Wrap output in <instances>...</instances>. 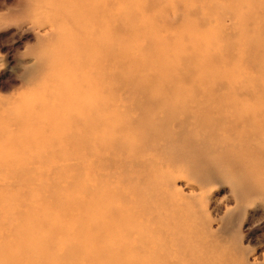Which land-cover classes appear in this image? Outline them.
<instances>
[{"label":"rangeland","instance_id":"1","mask_svg":"<svg viewBox=\"0 0 264 264\" xmlns=\"http://www.w3.org/2000/svg\"><path fill=\"white\" fill-rule=\"evenodd\" d=\"M61 1L0 0V252L43 264H264V0H133L110 35L76 22L78 0ZM100 34L117 51L98 64ZM179 100L188 114L158 111L149 125Z\"/></svg>","mask_w":264,"mask_h":264},{"label":"bare ground","instance_id":"2","mask_svg":"<svg viewBox=\"0 0 264 264\" xmlns=\"http://www.w3.org/2000/svg\"><path fill=\"white\" fill-rule=\"evenodd\" d=\"M63 1V0H62ZM61 1V2H62ZM65 1V0H64ZM68 1V0H67ZM156 1L157 0H147L146 2H145V4L146 5H149V6H152V5H154L155 3H156ZM159 1H161L160 3H162V2H165L166 0H159ZM61 2H59V3H61ZM70 2V1H69ZM68 2V3H69ZM137 3V2H136ZM136 3L135 2H133V0L132 1H130V0H127L126 1V6H124V10H123V12L121 13V11H120V9H119V7H120V0H78V1H76L75 3H73V4H71L72 5V12H73V16H76V22H98V23H101V27H102V30H104V32L106 33L107 31L109 32V35H110V33H111V30L114 28V29H116V24H118V22H120V25H121V22L123 21H121V19H123L124 17H126L127 19H129L130 18V16L129 15H131V14H133V12L131 11V8H132V5H136ZM140 3V2H139ZM142 3V2H141ZM166 3H167V1H166ZM128 5V6H127ZM63 6H64V4H63ZM67 6V5H66ZM261 6H262V8L264 9V2H262L261 3ZM261 8V9H262ZM61 11H62V9L61 8H59ZM60 11V12H61ZM64 11V10H63ZM65 12V11H64ZM63 12V13H64ZM69 12V11H68ZM127 14V16L125 15V14ZM66 13H64V15H65ZM72 14V13H71ZM72 17V16H71ZM122 17V18H121ZM67 18H70V17H67ZM73 19V18H72ZM71 22H72V20H71ZM125 22V21H124ZM127 22H128V20H127ZM123 23V22H122ZM125 24H126V22H125ZM131 24V23H130ZM130 24H127V25H129V26H127L126 27V29L127 30H130L131 29V26L132 25H130ZM101 27H99L100 29H101ZM125 27V26H124ZM122 28H123V26H122ZM81 29V28H80ZM121 29V28H120ZM120 29H118V30H120ZM133 29V28H132ZM96 30V29H95ZM117 30V31H118ZM125 30V28H123V31ZM88 31V30H87ZM97 31V30H96ZM113 31V30H112ZM121 31H122V29H121ZM98 32V31H97ZM127 32H129V31H126V33ZM90 33H92V32H90ZM95 33V32H94ZM101 33V32H100ZM130 33V32H129ZM87 34H88V32H87ZM102 34V33H101ZM100 34V35H101ZM113 34V33H112ZM123 34V33H122ZM132 34H133V32H132ZM90 35H93V34H90ZM97 35H99V32L95 35V36H97ZM94 36V35H93ZM102 36V35H101ZM120 36V35H119ZM103 37V40H101V49H102V53H100V58L98 59H96L95 60V62L96 63H98V64H101V63H103V61L105 60V58H109L110 57V55H113L116 51H117V48H114V44L112 43L113 42V38L112 37H107V36H102ZM128 37V36H127ZM88 38V37H87ZM86 38V39H87ZM123 38V37H122ZM126 38V37H125ZM131 38V37H130ZM89 39V38H88ZM122 42V41H121ZM80 44V43H79ZM91 43H89V45H90ZM121 44V43H120ZM84 45V44H83ZM82 45V46H83ZM87 45V44H86ZM100 46V45H99ZM116 46V45H115ZM85 47H87V46H85ZM90 49H91V46H90ZM82 50H83V52H85L84 51V49L82 48ZM120 50V49H119ZM89 52L87 53L88 55H89V53L91 52V50H88ZM108 51H110V53H108ZM112 52V53H111ZM92 53H93V50H92ZM83 54L84 53H82V56H83ZM88 55H85V56H83V57H87ZM130 55H132V54H130ZM75 56V55H74ZM82 56H80L81 57V59H82ZM91 56V55H90ZM97 57V56H96ZM110 59V58H109ZM121 59H122V57H121ZM86 60H87V58H86ZM130 60V59H129ZM88 61V60H87ZM118 61H120V60H118ZM131 61V60H130ZM80 62V61H79ZM83 62V61H82ZM86 62V61H85ZM81 63V62H80ZM79 63V64H80ZM88 64H91V62H87ZM114 63V62H113ZM123 63V62H122ZM121 63V64H122ZM126 63V62H125ZM130 63V62H129ZM82 64V63H81ZM83 64H86V63H83ZM82 64V65H83ZM115 64V63H114ZM131 64V63H130ZM87 65V64H86ZM85 65V66H86ZM106 66H107V64H105ZM91 66H93V65H91ZM110 66V65H109ZM115 66V65H114ZM76 67V66H75ZM80 67V66H79ZM87 67V66H86ZM85 67V68H86ZM98 67H99V65H98ZM111 67H112V65H111ZM126 67V66H125ZM129 67V66H128ZM101 68V67H100ZM99 68V69H100ZM102 69H103V67H102ZM112 69V68H111ZM122 69V68H121ZM79 70V69H78ZM88 70H89V68H88ZM123 70V69H122ZM128 70V69H127ZM114 71V70H113ZM118 71V70H117ZM120 71V70H119ZM124 71H126V70H123V72L122 73H124ZM76 72V71H75ZM78 72V71H77ZM77 72L75 73V75L77 74ZM79 72H80V70H79ZM84 72V71H83ZM105 72H106V70H105ZM128 72V71H127ZM86 73V72H85ZM94 72H92V74H93ZM94 74H96V73H94ZM103 74V73H102ZM101 74V75H102ZM119 74V73H118ZM95 76V75H94ZM92 77L91 76V78H95V77ZM103 76V75H102ZM122 76V75H121ZM125 76H127V75H125ZM97 78H99V80L100 81H103L102 79H101V77H97ZM96 78V79H97ZM106 77H104V79H105ZM112 78V77H111ZM87 79V78H86ZM90 79V78H89ZM114 79H115V77H114ZM92 80V79H91ZM91 80H90V83H92L91 82ZM95 80V79H94ZM98 80V79H97ZM98 80V81H99ZM132 80H133V78H132ZM96 81V80H95ZM99 81V82H100ZM114 81V80H113ZM131 81V80H130ZM151 81H153V80H151ZM97 82V81H96ZM95 82V83H96ZM154 83V82H153ZM94 84V83H93ZM97 84V83H96ZM96 84H94V85H96ZM130 84V83H129ZM133 84V83H132ZM121 86V85H120ZM132 86V85H131ZM133 86H135V84H133ZM150 86V85H149ZM143 87V86H142ZM129 88V87H128ZM133 88H135V87H133ZM132 89V88H131ZM157 89L158 88H156V90L155 91H157ZM153 90V89H152ZM126 91V90H125ZM158 92H159V90H158ZM128 93V92H127ZM130 93V92H129ZM160 93V92H159ZM122 94V93H121ZM135 94V93H134ZM163 94V93H162ZM158 95L159 94H157V96H156V98L158 97ZM127 96V95H126ZM154 96V97H155ZM69 97H70V95H69ZM128 97V96H127ZM159 98V97H158ZM140 100V99H139ZM157 100V99H156ZM86 102H87V99L85 100ZM125 101V100H124ZM141 101V100H140ZM147 101H148V99H147ZM150 102H151V100H150ZM157 102V101H156ZM156 102L154 101L153 103L151 102V104H152V106H155V104H156ZM95 103L96 102H93V109H94V107H97V104L95 105ZM128 103H131V102H128ZM149 103V102H148ZM108 104V103H107ZM119 104V103H118ZM176 104H179V105H176ZM175 105H171L170 106V104H168V105H164L161 109L160 108H157L158 110L157 111H153L154 110V108L152 109V111H153V113H152V115L151 114H148L147 115V121H148V123H149V125L151 124L150 122V120H152L153 122L152 123H155L156 121H158L157 119H156V113L159 111V112H161V113H163V117L164 118H167L169 121H171V118H173L174 116H177V114H180L181 112L183 113V114H186L187 112V110H189V109H191V105H187V104H184V102L182 101V100H179V102H177ZM102 105V104H101ZM130 105V104H129ZM92 106V105H91ZM109 106V105H108ZM133 106V105H132ZM88 107H90V106H88ZM136 107H137V105H136ZM135 107V108H136ZM248 108V107H247ZM250 108V107H249ZM122 109V108H121ZM144 109V108H143ZM203 109V108H202ZM256 109V108H255ZM91 110V108L89 109V110H87L86 109V111H90ZM97 110V109H96ZM102 110V109H101ZM107 110H109V109H107ZM131 110V109H130ZM156 110V109H155ZM251 110H253V108L251 109ZM258 110V109H257ZM257 110H255V111H257ZM95 111V110H94ZM98 111V110H97ZM99 111H100V109H99ZM98 111V112H99ZM123 111V110H122ZM140 111V110H139ZM260 111V110H259ZM84 112V111H83ZM93 112V111H92ZM143 112V111H142ZM142 112H139V115H141L139 118H136L135 120H132L133 122H129L128 124L127 123H125V126H126V124H127V126L128 125H130V126H134L136 123L138 124V122H142L145 118H144V116H146L144 113H142ZM148 112V111H147ZM150 112V111H149ZM96 113V112H95ZM100 113H102L101 111H100ZM105 113V112H104ZM103 113V114H104ZM106 113H108V112H106ZM151 113V112H150ZM254 113V112H253ZM262 113V112H261ZM82 114V113H81ZM91 114V113H90ZM93 114V113H92ZM91 114V115H92ZM98 114V113H97ZM103 114H101V115H103ZM182 114V115H183ZM188 114V113H187ZM89 115V114H88ZM87 115V116H88ZM93 115H96V114H93ZM100 115V114H99ZM100 115V116H101ZM107 115V114H106ZM134 115H136V114H134ZM202 115V114H201ZM71 116V115H70ZM109 115H107V117H108ZM112 116V115H111ZM186 116V115H185ZM199 116V115H198ZM197 116V117H198ZM89 117V116H88ZM87 117V118H88ZM91 117V116H90ZM89 117V118H90ZM102 117H104V116H102ZM101 117V118H102ZM106 117V116H105ZM196 117V116H195ZM85 118V117H84ZM92 118V117H91ZM93 118H96V117H93ZM97 118H99V116H97ZM109 118V117H108ZM111 118V117H110ZM110 118H109V120H110ZM200 118V117H199ZM222 118V117H221ZM86 119V118H85ZM124 119H126V118H124ZM73 120V119H72ZM76 120V119H75ZM79 120V118L77 119V121ZM112 120V119H111ZM197 120V119H196ZM80 121V120H79ZM93 121V120H92ZM105 121V120H104ZM103 121V122H104ZM122 121V120H121ZM134 121H136V123L134 122ZM155 121V122H154ZM219 121V120H218ZM91 122V121H90ZM96 122H98V123H100V121H97L96 120ZM102 122V123H103ZM146 122V121H145ZM81 123V122H80ZM137 124H136V126H137ZM104 125V124H103ZM153 125H155V124H153ZM157 125V124H156ZM155 125V126H156ZM89 126V125H88ZM92 126H94V125H92ZM105 126H107V125H105ZM118 126H120V125H118ZM136 126H134V127H136ZM158 126V125H157ZM244 126V125H243ZM73 127V126H72ZM129 127V126H128ZM134 127H133V129H134ZM142 127V126H141ZM81 128V127H80ZM109 128V127H108ZM120 128H122V126H120L118 129H120ZM130 128V127H129ZM140 128V127H139ZM122 129H124V126H123V128ZM73 130V129H72ZM105 130V129H104ZM112 130V129H111ZM116 130V131H115ZM114 131L115 132H117V129H115ZM126 130V129H125ZM131 130V129H130ZM121 131H123V130H121ZM136 131V130H135ZM85 132H87L86 130H85ZM108 132V131H107ZM137 132V131H136ZM80 133V132H79ZM84 133V132H83ZM88 133H90L89 131H88ZM91 134V133H90ZM92 135V134H91ZM138 135V134H137ZM85 136H86V134H85ZM88 136H89V134H88ZM139 136V135H138ZM137 136V137H138ZM141 136V135H140ZM87 137V136H86ZM90 137V136H89ZM92 137V136H91ZM90 137V138H91ZM89 142V141H88ZM194 142V141H193ZM88 144V143H87ZM85 146H86V144H85ZM112 146V145H111ZM111 146H110V148H111ZM115 146V145H114ZM117 146V145H116ZM126 146V145H125ZM90 147V146H89ZM97 147H99L98 145H97ZM102 147V146H101ZM109 147V146H108ZM86 148V147H85ZM91 148V147H90ZM94 148H96V147H94ZM110 148H108V150L110 149ZM87 149V148H86ZM99 149H101V148H99ZM128 149V148H127ZM130 149V148H129ZM103 150V149H102ZM105 150V149H104ZM110 150H113L112 148L110 149ZM115 150H116V148H115ZM87 151V150H86ZM110 152H112V151H110ZM136 153V152H135ZM113 154V153H112ZM116 154H117V151H116ZM125 154V153H124ZM88 158V157H87ZM110 159V158H109ZM116 159V158H115ZM118 159V158H117ZM116 159V160H117ZM111 160V159H110ZM111 161H113V160H111ZM115 161V160H114ZM92 163V162H91ZM94 163V162H93ZM92 163V164H93ZM122 163V162H121ZM125 163H124V161H123V164L122 165H124ZM88 168V167H87ZM114 173V172H113ZM104 175V174H103ZM104 176H108V175H104ZM111 176V175H110ZM109 177V176H108ZM107 177V178H108ZM103 182V181H102ZM159 185V184H158ZM90 188V187H89ZM109 188H107V193H108V190ZM154 190V189H153ZM97 191H99V190H97ZM101 191V190H100ZM110 192V194H111V190L109 191ZM99 193H101V192H99ZM98 193V194H99ZM103 193V192H102ZM116 193H118V192H116ZM149 193V192H148ZM148 193H146V194H148ZM113 194H115V192L113 193ZM112 194V195H113ZM159 194V193H158ZM102 195V194H101ZM104 196L106 197V194H104ZM150 196V195H149ZM88 197H89V199L91 200V197L92 196H89L88 195ZM109 197V196H108ZM107 197V198H108ZM115 197H117V194L115 195ZM104 198V197H103ZM92 199H95V197L94 198H92ZM106 199V198H105ZM122 199V198H121ZM165 199H167V198H165ZM106 200H108V199H106ZM123 200V199H122ZM147 200V199H146ZM83 201H85V199H83ZM87 201H88V199H87ZM93 201V200H92ZM121 201V200H120ZM120 201H118L119 203H120ZM124 201V200H123ZM66 202V200L64 201V203ZM79 202V201H78ZM89 202H91V201H89ZM122 202V201H121ZM148 202V201H147ZM94 203V202H93ZM125 203H126V201H125ZM87 204V206H88V203H86ZM98 204V203H97ZM141 204V203H140ZM151 204V203H150ZM155 204H157V203H155ZM85 204H83V206H84ZM93 205V204H92ZM95 205H96V203H95ZM120 205V204H119ZM66 206V205H65ZM64 206V207H65ZM89 206H90V204H89ZM104 206V208H105V204L103 205ZM85 207H86V205H85ZM91 207H93V206H91ZM96 207H98V206H96ZM106 207H108L107 206V203H106ZM109 207L111 208V205H109ZM116 207V206H115ZM131 207V206H130ZM146 207V206H145ZM67 207H65V209H66ZM100 208V207H99ZM103 208V207H102ZM117 208V207H116ZM132 208V207H131ZM64 209V210H65ZM86 209H88L87 207H86ZM94 209V208H93ZM105 209H107V208H105ZM115 208H113V210H114ZM92 210V209H91ZM91 210H86L87 211V213H88V211H90L91 212ZM95 210H97L96 212L99 214L101 211H102V209H101V211L99 210V212H98V208H96V209H94V211ZM107 210H109V209H107ZM113 210H111V211H113ZM86 211H84V212H86ZM117 211V210H116ZM129 211V210H128ZM135 211V210H134ZM134 211H133V214H131V216L132 215H134L135 213H134ZM180 211H181V209H180ZM89 212V213H90ZM107 212V211H106ZM106 212H104V213H106ZM136 212H137V210H136ZM29 213V214H28ZM28 213H26V216L27 215H31L30 214V212H28ZM110 213V212H109ZM114 213V212H113ZM118 213V212H117ZM144 213H146V211H144ZM35 214V213H34ZM90 214H92V213H90ZM94 214H95V212H94ZM101 214H103V213H101ZM129 214V213H128ZM147 214V213H146ZM145 214V215H146ZM157 214V213H156ZM162 214V213H161ZM161 214H159V215H161ZM33 215V214H32ZM96 215V214H95ZM93 215L92 216V218L93 217H99L100 215ZM105 215V214H104ZM107 215H108V212H107ZM112 215V214H111ZM140 215V214H139ZM18 216V215H17ZM21 216V215H20ZM28 216V217H29ZM87 216V215H86ZM85 216V218H87ZM125 216V215H124ZM130 216V214L128 215V217ZM131 216L129 217V218H131ZM136 216V215H135ZM162 216V215H161ZM190 216H192V215H190ZM19 217V216H18ZM32 217H34V216H32ZM88 217H89V215H88ZM90 217H91V215H90ZM101 217V216H100ZM113 217V216H112ZM115 217H116V215H115ZM114 217V218H115ZM134 217V216H133ZM142 217V216H141ZM155 217V216H154ZM156 217H157V215H156ZM26 218V217H25ZM108 218H110V217H108ZM137 216L135 217V219L137 220ZM143 218V217H142ZM158 218V217H157ZM159 218H161V217H159ZM30 219H31V217H29V219H28V221H23V222H27V224H28V222L30 221ZM34 219H36L35 217H34ZM89 219V218H88ZM94 219H96V218H94ZM102 219L104 220L105 218H103L102 217ZM128 219V218H127ZM139 219V218H138ZM147 219V218H146ZM155 219V218H154ZM153 219V220H154ZM165 219V218H164ZM184 219V218H183ZM182 219V220H183ZM190 219V218H189ZM85 220V219H84ZM109 220V219H108ZM108 220H106L107 222H108ZM116 219H114V221H115ZM129 220V219H128ZM133 220H134V218H133ZM152 220V219H151ZM152 220V222L153 223H156V222H154ZM158 220V219H157ZM86 221V220H85ZM105 221V220H104ZM105 221V222H106ZM114 221H112V222H114ZM148 221H149V219H148ZM159 221V220H158ZM160 221H162V220H160ZM35 222H37V224H38V221H36L35 220ZM35 222H33V220H32V223H35ZM93 222H95V221H93ZM92 222V223H93ZM98 222V221H97ZM100 222V221H99ZM109 222H111V221H109ZM108 222V223H109ZM123 222V221H122ZM127 222V221H126ZM129 222V221H128ZM139 222V221H138ZM142 222H143V220H142ZM87 223V222H86ZM89 223V222H88ZM88 223H87V226L85 227V228H87L89 225H88ZM96 223V222H95ZM115 223H119V222H115ZM121 223V222H120ZM130 223V222H129ZM132 224L134 223V224H136L135 222H131ZM158 223V222H157ZM163 224H164V222H162ZM24 224V223H23ZM36 224V223H35ZM101 224V223H100ZM100 224H98V225H100ZM112 224L113 223H111L110 225L112 226ZM128 224V223H127ZM131 224V225H132ZM133 224V225H134ZM142 224V223H141ZM143 224H145V223H143ZM149 225L151 224L150 222L148 223ZM147 224V225H148ZM90 225H91V222H90ZM96 225V224H95ZM149 225H148V227H149ZM162 225V224H161ZM199 225V224H198ZM23 226V225H22ZM33 225H29V226H26L24 229H25V231L27 232V231H29L30 233H31V229H34L33 227H32ZM60 225H56V227H57V229H59L58 227H59ZM105 226H106V224H105ZM109 226V225H108ZM123 226V225H122ZM135 226H137V224L135 225ZM134 226V227H135ZM144 226V225H143ZM156 226V225H155ZM96 227V226H95ZM104 227V226H103ZM103 227H102V229L100 230V231H102L103 230ZM133 227V226H132ZM38 228V227H37ZM105 228H108V227H105ZM104 228V229H105ZM112 228V227H111ZM113 228H115V230H116V225L113 227ZM113 228H112V230H108V229H110V227L108 228V229H105L104 231H106L107 230V232L106 233H104L105 234V236H107L108 237V235L110 234H113L112 232H114V230H113ZM117 228H119V224H118V227ZM130 228H131V226H130ZM140 228H141V226H140ZM152 228V227H151ZM157 228H159V227H157L156 226V228L155 229H157ZM19 229V228H18ZM23 229V230H24ZM136 229H137V227H136ZM154 229V228H153ZM203 229V228H202ZM118 230V229H117ZM97 231H99V230H97ZM99 231V232H100ZM120 231V230H119ZM138 231V230H137ZM162 231V230H161ZM160 231V232H161ZM199 231V230H198ZM207 231V230H206ZM25 232V233H26ZM32 232H37V229H35V230H33ZM85 232H86V229H85ZM89 232H92V230L90 231V230H88V232H86V233H88L87 234V236H88V238L90 239L91 237H89L91 234L89 233ZM96 232V231H95ZM94 232V233H95ZM103 232V231H102ZM159 232V233H160ZM165 232V231H164ZM193 232V231H192ZM18 233V232H17ZM63 233V232H62ZM66 233V232H65ZM93 233V234H94ZM108 233V235H106ZM120 233V232H119ZM136 232H134V234H135ZM200 232H198V234H199ZM202 233V232H201ZM19 234V233H18ZM68 234V233H67ZM96 234H98V235H100L99 233H95L94 234V236H96ZM104 234H102V236L104 237ZM114 234H115V232H114ZM129 234H131V233H129ZM133 234V233H132ZM131 234V235H132ZM164 234V233H163ZM168 234V233H167ZM209 234V233H208ZM118 235H120V234H118ZM158 235V234H157ZM19 236V235H18ZM93 235H92V237H94ZM121 236H123V234L121 235ZM161 236V235H160ZM164 236V235H163ZM166 236V235H165ZM97 237V236H96ZM112 237V236H111ZM114 237H118L117 236V232H116V236L114 235L113 236V238ZM159 237V236H158ZM157 237V238H158ZM211 237V236H210ZM98 238V237H97ZM113 238H111V239H113ZM120 238V237H119ZM133 238V237H132ZM136 238V237H135ZM165 238V237H164ZM169 238H170V236H169ZM204 238V237H203ZM100 239V238H99ZM108 239H110V237L108 238ZM107 239V240H108ZM127 239V238H126ZM134 239V238H133ZM207 239V238H206ZM30 240V239H29ZM92 240V239H91ZM91 240H89V241H91ZM94 240H95V237H94ZM101 240V239H100ZM114 240V239H113ZM113 240H110V241H112V246L115 244L114 242H113ZM122 240H125L123 237H122ZM169 240V239H168ZM25 241V240H24ZM30 241H32V240H30ZM39 241H41V240H39ZM87 239H86V242L85 243H87ZM88 241V242H89ZM98 241V240H97ZM102 241V240H101ZM118 241V239L116 240V242ZM170 241V240H169ZM191 241V240H190ZM103 242H106V241H104L103 240ZM120 242H121V246L123 247V245L122 244H126V243H123L121 240H120ZM150 242H152V240L151 241H149V242H147L148 243V245L149 244H151ZM22 243H25V242H23L22 241ZM31 243V242H30ZM34 243H35V241H34ZM42 243V242H41ZM83 243V242H82ZM85 243L83 244V245H85ZM92 243V242H91ZM91 243H89V244H91ZM95 243V242H94ZM97 243V242H96ZM205 243V242H204ZM215 243V242H214ZM79 245H80V243H78ZM98 244H100V243H98ZM102 244V243H101ZM105 244V243H104ZM117 244V243H116ZM116 244H115V246H116ZM119 244V243H118ZM117 244V245H118ZM131 244H133V243H131ZM156 244V243H155ZM169 244V243H168ZM167 244V246H169ZM200 244H202V243H200ZM206 244H208V243H206ZM206 244H204V245H206ZM213 244V243H212ZM23 245V244H22ZM75 245V244H74ZM106 245H107V242H106ZM108 245H109V241H108ZM107 245V246H108ZM127 246H129L128 244H126ZM125 245V246H126ZM195 245V244H194ZM219 244L217 243V246H218ZM28 246V245H27ZM38 245H36V247H37ZM80 246H82V245H80ZM88 246V245H87ZM90 246V245H89ZM92 246V249H94L95 247H93V245H91ZM97 246V245H96ZM103 246L104 245H102V247L101 246H98V247H101L102 249H103ZM111 246V245H110ZM155 246V245H154ZM196 246V245H195ZM198 246V245H197ZM207 246V245H206ZM212 246V245H211ZM215 246V245H214ZM220 246V245H219ZM78 247V246H77ZM109 247V246H108ZM164 247V246H163ZM193 247V246H192ZM199 247V246H198ZM201 247V246H200ZM73 248V247H72ZM81 250H83V249H86L85 247H83V249H82V247H79ZM101 248H95V249H97V251L99 252L100 251V249ZM104 248H105V246H104ZM116 249H118L119 247H115ZM126 247H124V249H125ZM169 248H170V246H169ZM91 249V250H92ZM101 249V250H102ZM116 249L113 251V252H115L116 251ZM123 249V248H122ZM148 249V248H147ZM153 249V248H152ZM171 249V248H170ZM214 249V248H213ZM22 248L20 249V251L19 252H17L15 255L14 254H11L12 256H10L9 254H6V253H2V252H0V254L2 255H5L6 256V258L8 257V259H6V260H8V263H10V264H43V262H41V261H37L36 259H30V258H28L27 260H25V257H24V255H25V253L24 252H22ZM81 250H79L80 252H81ZM89 250V249H88ZM108 250V249H107ZM106 250V251H107ZM110 250H111V248H110ZM109 250V251H110ZM119 251L121 250V249H118ZM127 250V249H126ZM155 250V249H154ZM174 251H175V249H173ZM196 250V249H195ZM209 249H207V251H208ZM90 251V250H89ZM94 251H96V250H94ZM93 251V252H94ZM106 251H105V253H103V254H106ZM161 251V250H160ZM168 251V250H167ZM204 251V250H203ZM220 251V250H219ZM84 252V251H83ZM87 252V251H86ZM98 252H96L97 254H98ZM125 252V251H124ZM192 252V251H191ZM85 253V252H84ZM91 253V252H90ZM107 253H110V252H107ZM112 253V252H111ZM116 253H117V251L114 253V256L116 255ZM120 253H123V250H121V252ZM120 253H119V255H120ZM127 253V252H126ZM131 253H132V251H131ZM134 253V252H133ZM163 253V252H162ZM161 253V254H162ZM177 253V252H176ZM199 253V252H198ZM213 253V252H212ZM75 253H73L72 255H74ZM76 254H78V253H76ZM80 254V253H79ZM86 254V253H85ZM95 254V253H94ZM103 254H101V255H103ZM179 254V253H178ZM181 254V253H180ZM179 254V255H180ZM200 254V253H199ZM209 254V253H208ZM211 254V253H210ZM83 255V254H82ZM107 255H109V254H107ZM118 255V254H117ZM122 255H125V254H122ZM145 255H147V254H144V257H145ZM151 255H152V253H151ZM174 255V254H173ZM185 255V254H184ZM202 255V254H201ZM29 256V255H28ZM75 257H76V255H74ZM73 256V257H74ZM89 256V255H88ZM96 256V255H95ZM95 256L93 257V258H95ZM97 256H99V255H97ZM96 256V257H97ZM112 256V255H111ZM132 256V255H131ZM148 256V255H147ZM163 256V255H162ZM166 256V255H165ZM186 256V255H185ZM216 256V255H215ZM226 256V255H225ZM224 256V257H225ZM85 257V256H84ZM83 257V258H84ZM90 257V256H89ZM92 257V256H91ZM116 257V256H115ZM118 257V256H117ZM123 257V256H122ZM122 257L120 256V259H122ZM128 258H129V256H127ZM126 257V258H127ZM180 257V256H179ZM195 257L196 256H194V259H195ZM87 257H85L84 259H86ZM98 258H102V257H98ZM107 258H110V257H107ZM112 258V257H111ZM119 258V257H118ZM117 258V259H118ZM127 258V259H128ZM140 257H138L137 256V258H136V256L135 257H133V259H131V257H130V259H131V261H129L130 262V264H138V262L139 261H137L136 259H139ZM148 258V257H147ZM146 258V259H147ZM183 258V257H182ZM208 258V257H207ZM78 259H80V257L78 258ZM77 258H74L73 260H78ZM95 259H97V258H95ZM95 259H93L92 261H95V263H96V261L97 260H95ZM103 259V258H102ZM112 259H115V263H117V261H116V258H112ZM129 259V260H130ZM142 259H145V258H142ZM142 259H141V262H143L144 263V261H142ZM162 259V258H161ZM172 259V258H171ZM209 259H211V258H209ZM87 260V259H86ZM85 260V261H86ZM111 260V259H110ZM124 260V259H123ZM140 260V259H139ZM181 260V259H180ZM220 260H221V258H220ZM80 261V260H79ZM161 261V260H160ZM177 261L179 262V260H178V258H177ZM203 261V260H202ZM87 262V261H86ZM108 262H110V261H108ZM119 262H120V260H119ZM118 262V263H119ZM127 262V261H126ZM126 262H124L123 264H125ZM158 262V261H157ZM172 262V261H171ZM204 262H205V260H204ZM97 263L98 264H102V263H100V262H98L97 261ZM114 263V264H115ZM117 263V264H118ZM162 264H163V262H161ZM173 263V262H172ZM171 263V264H172ZM211 263V262H210ZM214 263H217V261L216 262H214ZM84 264V263H83ZM103 264H105V263H103ZM110 264V263H109ZM126 264H128V262L126 263ZM145 264H148V262L147 263H145ZM150 264H151V261H150ZM152 264H154V263H152ZM158 264V263H157ZM160 264V263H159ZM206 264V263H205Z\"/></svg>","mask_w":264,"mask_h":264}]
</instances>
